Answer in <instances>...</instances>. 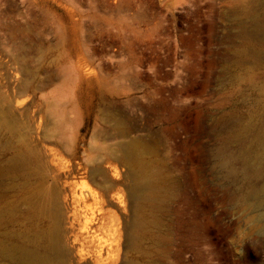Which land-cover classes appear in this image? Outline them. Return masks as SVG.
Wrapping results in <instances>:
<instances>
[{"label":"rangeland","instance_id":"obj_1","mask_svg":"<svg viewBox=\"0 0 264 264\" xmlns=\"http://www.w3.org/2000/svg\"><path fill=\"white\" fill-rule=\"evenodd\" d=\"M249 1L0 0V264H61L29 226L50 225L28 217L41 192L73 223L90 188L93 211H117L103 201L109 179L129 221L126 183L112 181L132 141L165 195L153 237L123 263L264 264V181L236 159H264V60L243 56L258 45L244 34Z\"/></svg>","mask_w":264,"mask_h":264},{"label":"bare ground","instance_id":"obj_2","mask_svg":"<svg viewBox=\"0 0 264 264\" xmlns=\"http://www.w3.org/2000/svg\"><path fill=\"white\" fill-rule=\"evenodd\" d=\"M245 9L247 19L244 34L250 40L255 39L258 45L244 51L243 56L249 55L256 61L264 60V0H250ZM254 127L249 125L247 129L252 131ZM242 138L243 135H235L233 139L241 142ZM136 143L132 141L124 146L123 151L126 155L117 160L126 166L127 172L123 177L119 168L115 167V178L114 182L112 181L114 184L126 183V196L131 213L129 221L119 216L123 215L127 203L124 196L111 194L112 190L107 185L109 179L104 185L101 184L100 188L102 197L105 198L104 203L118 205L116 212L104 208H101L98 214L93 211L89 205L90 201L93 200L100 205L103 203L100 201L101 195L91 188L76 195L77 206L80 209L75 208L73 223L70 217L64 214L61 202L56 196L47 198L41 192L32 199L28 217L35 210L37 212L40 210V216L48 220L50 225L43 229L36 225L33 219L29 226L35 232L40 247L44 246L51 253L53 251L61 264H129L128 261L123 263L124 252L136 249L143 238L153 237L165 191L154 168L142 160L144 150L139 149ZM107 155L109 158L116 156L113 152H107ZM247 155L248 152L244 149L236 155L237 161L241 162V169L237 171L250 183L256 180L264 181V159L248 162ZM92 173L105 176L101 168ZM6 238L9 240L6 253L12 260L22 259L21 254H28V249L18 243L16 236L14 238L8 235ZM1 245L2 243L0 247ZM33 256L29 261L38 260Z\"/></svg>","mask_w":264,"mask_h":264}]
</instances>
